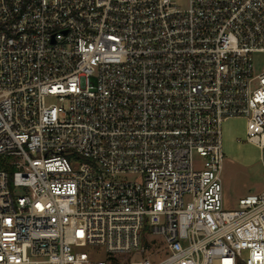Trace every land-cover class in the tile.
Segmentation results:
<instances>
[{"label": "built area", "instance_id": "obj_1", "mask_svg": "<svg viewBox=\"0 0 264 264\" xmlns=\"http://www.w3.org/2000/svg\"><path fill=\"white\" fill-rule=\"evenodd\" d=\"M261 57L264 0H0V264H264Z\"/></svg>", "mask_w": 264, "mask_h": 264}, {"label": "rangeland", "instance_id": "obj_2", "mask_svg": "<svg viewBox=\"0 0 264 264\" xmlns=\"http://www.w3.org/2000/svg\"><path fill=\"white\" fill-rule=\"evenodd\" d=\"M256 65L257 70L262 69L264 57L259 58ZM221 130L223 195L225 207L231 209L241 197L264 192V149L249 141L247 117L229 118L222 123ZM143 243H146L145 234Z\"/></svg>", "mask_w": 264, "mask_h": 264}, {"label": "trees", "instance_id": "obj_3", "mask_svg": "<svg viewBox=\"0 0 264 264\" xmlns=\"http://www.w3.org/2000/svg\"><path fill=\"white\" fill-rule=\"evenodd\" d=\"M2 160H0V167L1 166H5L4 164H1ZM109 260L113 263V264H120L121 262H123L125 259L122 257H110Z\"/></svg>", "mask_w": 264, "mask_h": 264}]
</instances>
